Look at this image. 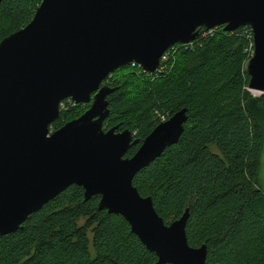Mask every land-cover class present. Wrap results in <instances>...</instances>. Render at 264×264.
Segmentation results:
<instances>
[{"label": "water", "instance_id": "water-1", "mask_svg": "<svg viewBox=\"0 0 264 264\" xmlns=\"http://www.w3.org/2000/svg\"><path fill=\"white\" fill-rule=\"evenodd\" d=\"M215 27L252 33L243 107L260 131L253 188L264 195V0H42L24 28L0 41V236L17 232L75 185L84 201L98 196L99 211L121 216L155 264H206V245L187 243L188 209L165 224L133 186L142 169L179 142L187 109L139 143L129 130L103 127L116 88L101 85L133 62L154 74L168 49ZM65 100L89 107L50 132Z\"/></svg>", "mask_w": 264, "mask_h": 264}, {"label": "trees", "instance_id": "trees-1", "mask_svg": "<svg viewBox=\"0 0 264 264\" xmlns=\"http://www.w3.org/2000/svg\"><path fill=\"white\" fill-rule=\"evenodd\" d=\"M42 0H3L0 41L24 28ZM215 28L190 47L176 46L157 75L130 65L103 83L110 114L103 127L129 130L139 143L181 109L187 122L179 142L133 179L165 224L188 209L190 247L206 245V264H264V195L253 188L260 131L243 104L250 97L245 66L249 43L240 33ZM264 105V94L259 97ZM55 131L89 106L62 102ZM140 144L130 148V158ZM70 186L17 232L0 236V264H155L157 259L119 215L98 210Z\"/></svg>", "mask_w": 264, "mask_h": 264}, {"label": "built area", "instance_id": "built-area-1", "mask_svg": "<svg viewBox=\"0 0 264 264\" xmlns=\"http://www.w3.org/2000/svg\"><path fill=\"white\" fill-rule=\"evenodd\" d=\"M215 28H218V27H215ZM215 28H213V29H210V30H200L199 31V36H202V37H205L206 35H212L213 34V32L215 31ZM238 30H241V34H242V36L248 41V43H249V45H248V47H247V49L245 50L247 53H249V55H250V57L252 56V53H253V40H252V33H251V30L248 28V27H244V28H239ZM199 38V37H198ZM193 43V42H192ZM192 43H189V44H186V45H175V46H173V47H171L170 48V51H174L175 50V47L176 46H184L185 48H187V47H190L191 45H192ZM169 50V49H168ZM167 50V51H168ZM165 52L164 54H163V56H162V58L160 59V64H161V62L163 61V63L167 60V58H168V55H169V52ZM250 59V58H249ZM248 62V61H247ZM130 66L132 67V68H138L139 70H140V72H142V73H145V72H143L142 71V69L140 68V66L137 64V63H131L130 64ZM164 68H165V65L163 64L162 66L161 65H159V67H158V69L156 70V72L154 73V74H148V73H145V74H147V75H157V74H160V73H162L163 72V70H164ZM106 81V80H105ZM104 81V82H105ZM103 82V83H104ZM71 105H73L70 101H68ZM61 106H63L62 105V102H61V104H60V108H61ZM163 121H166V119L165 118H161V122H163ZM49 131L50 132H52V130L50 129V127H49Z\"/></svg>", "mask_w": 264, "mask_h": 264}, {"label": "rangeland", "instance_id": "rangeland-1", "mask_svg": "<svg viewBox=\"0 0 264 264\" xmlns=\"http://www.w3.org/2000/svg\"><path fill=\"white\" fill-rule=\"evenodd\" d=\"M253 94H255L256 97L259 96V93H256V92H253Z\"/></svg>", "mask_w": 264, "mask_h": 264}, {"label": "bare ground", "instance_id": "bare-ground-1", "mask_svg": "<svg viewBox=\"0 0 264 264\" xmlns=\"http://www.w3.org/2000/svg\"><path fill=\"white\" fill-rule=\"evenodd\" d=\"M101 86H103V83H102V85ZM106 86V85H105ZM253 93V92H252ZM256 93H258V92H256ZM254 96H255V94H253ZM256 97V96H255Z\"/></svg>", "mask_w": 264, "mask_h": 264}, {"label": "flooded vegetation", "instance_id": "flooded-vegetation-1", "mask_svg": "<svg viewBox=\"0 0 264 264\" xmlns=\"http://www.w3.org/2000/svg\"><path fill=\"white\" fill-rule=\"evenodd\" d=\"M65 101H68V100H65ZM89 106V105H88ZM88 109V108H87Z\"/></svg>", "mask_w": 264, "mask_h": 264}]
</instances>
